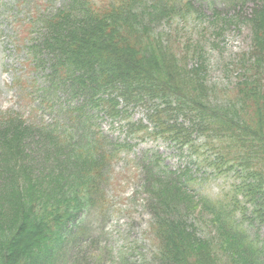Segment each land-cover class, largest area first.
Returning <instances> with one entry per match:
<instances>
[{
    "label": "trees",
    "instance_id": "trees-1",
    "mask_svg": "<svg viewBox=\"0 0 264 264\" xmlns=\"http://www.w3.org/2000/svg\"><path fill=\"white\" fill-rule=\"evenodd\" d=\"M179 1L102 0L97 4L94 0H67L52 14L43 13L42 16L51 15L41 18L42 27H46L44 38H50L42 42L51 56L49 76L58 67L68 68L76 85L86 87L94 98L91 107L111 116L117 111L116 100L108 94L120 89L125 101L144 105L151 136L185 150L198 166L204 163L212 176H230V182L221 186L214 198L204 195L202 176L187 178L177 170L158 168L152 169L148 179L155 184H159L161 177L168 179V185L195 195L199 204L215 214L211 221L220 233L234 237L246 251L245 256L231 252L228 264H264V238L261 242L250 239L244 222V215L252 206L253 214L264 225V101L254 91L252 97L242 101L238 112H231L229 102L211 100L202 78L195 75L196 69L186 70L183 65L178 68L177 64L197 53L191 52V45L179 50L181 54L172 52L165 36H156L151 26L183 9L185 0ZM34 13L33 18L39 17ZM164 46L171 51L170 55L168 51L161 55ZM38 51L39 41H35L29 53L33 56ZM228 93L233 99L236 92L233 89ZM89 124L95 126L94 121ZM49 135L58 143H67L66 138ZM81 135L80 141L71 143L67 156L73 161L70 164L78 167L75 173L65 177L64 183L50 180L58 187L66 185L65 190L48 195L38 186L43 175L37 174V178L26 166L17 176L14 171L11 187H16L12 193L20 204L14 211L17 219L2 220L0 224V264H53L65 253L63 237L59 235L61 224L84 211L88 199L93 202L92 198L100 193L97 180L109 158L104 150L99 154L103 138L96 126ZM148 165L154 168L152 163ZM32 180L40 182L31 183ZM164 192L159 193V199L156 197L154 206L160 210L154 213L152 225L159 240L156 256L160 263L215 264L217 254L212 255L211 242L207 243L208 248L203 245L194 224L188 223L189 213V222H196L192 208L174 191L169 195ZM8 205L13 206L10 202ZM27 227L36 241L21 245ZM60 247L63 249L59 250Z\"/></svg>",
    "mask_w": 264,
    "mask_h": 264
},
{
    "label": "rangeland",
    "instance_id": "rangeland-1",
    "mask_svg": "<svg viewBox=\"0 0 264 264\" xmlns=\"http://www.w3.org/2000/svg\"><path fill=\"white\" fill-rule=\"evenodd\" d=\"M63 1L66 0H50V10L57 9ZM13 5L11 2L9 6ZM3 13L7 12L0 13V33L3 32L0 35V109L7 108L13 112L12 115L17 113L31 121L50 122L52 116L43 113L38 100L32 99L37 86L23 92L25 101L18 99L20 95L13 87L14 77L28 73L29 66L22 62L25 50L17 30L11 27L10 19ZM151 30L155 35L165 36L172 52L181 54L179 50L191 45V52L197 53L196 56L177 66L181 68L183 65L186 70L196 69L198 74L195 75L202 78L212 101L229 102V109L234 113L238 112L243 100L252 97L254 91L257 98L264 101V0H185L183 9H177L172 17L155 22ZM166 49V46L162 47L161 55L168 51ZM167 54L170 55L171 51ZM32 76L36 77V73L31 71L29 78ZM233 89L236 93L232 99L228 92ZM108 95L116 100L115 115H107L104 110L95 117L104 139L99 154L104 150L106 158L109 156L97 180L100 193L92 198L93 202L88 199L84 211L62 222L59 235L62 234L65 253L53 264H161L156 256L159 240L152 225L154 213L158 214L160 210L154 206L156 197L164 190L163 194L168 195L174 191L192 208L196 222H189V213L188 223L194 224L195 234L203 240V245L208 248L211 242L212 255L217 254L215 264H228L231 252L245 256L246 251L234 237L220 233L211 221L215 214L199 204L195 195L168 185V179L163 177L159 184L148 179L152 169L158 168L160 171L165 168L177 170L187 178L202 176L204 195L214 198L231 177L212 176L204 163L198 166L185 150L151 136L143 104L125 101L127 98L117 88ZM63 117V113L60 116L56 114L54 119L66 120ZM239 119L243 121L241 117ZM70 146L60 145L47 131L26 126L14 117L0 121V224L2 220L17 219L14 211L18 210L20 199L12 193L16 187H11L14 171L17 176L26 166L36 177L37 174L43 175L42 182L32 180L31 183L39 184V181L41 192L48 195L66 189V185L58 187L50 180L64 183V178L77 170L78 167L72 166L70 163L73 161L67 158ZM151 163L154 168L148 165ZM44 177L47 180H43ZM46 222L50 225L52 221ZM244 222L247 234H251L250 239L263 241L264 225L253 214L252 206L244 215ZM29 231L27 227L22 234L21 245L36 241L35 235H30ZM62 249L60 247L59 250Z\"/></svg>",
    "mask_w": 264,
    "mask_h": 264
}]
</instances>
